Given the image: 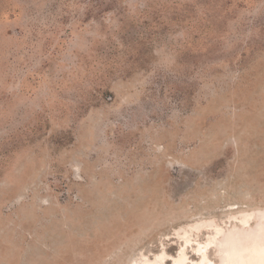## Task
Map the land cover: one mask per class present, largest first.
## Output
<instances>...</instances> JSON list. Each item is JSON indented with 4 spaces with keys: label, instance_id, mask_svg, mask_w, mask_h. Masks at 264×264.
I'll return each instance as SVG.
<instances>
[{
    "label": "rangeland",
    "instance_id": "1",
    "mask_svg": "<svg viewBox=\"0 0 264 264\" xmlns=\"http://www.w3.org/2000/svg\"><path fill=\"white\" fill-rule=\"evenodd\" d=\"M259 210L264 0H0V264H220Z\"/></svg>",
    "mask_w": 264,
    "mask_h": 264
},
{
    "label": "bare ground",
    "instance_id": "2",
    "mask_svg": "<svg viewBox=\"0 0 264 264\" xmlns=\"http://www.w3.org/2000/svg\"><path fill=\"white\" fill-rule=\"evenodd\" d=\"M257 214L258 215V219L257 220H259V223H258V226L256 227V229L254 230V229H249V230H247V229H245L243 226L244 225H247V221L248 220H250V219H248V217H250L251 215L253 216V214ZM248 213H246L245 214V212H244V216L243 217H241V219H240V222L239 223H237V225H236V223H235V227H237V226H239V228H238V230L234 233V235H240L239 236V238H234L235 240L234 241H231V240H227L228 238H226V234L224 235L225 236V239H224V237H222L224 240H223V245H225V249L222 251L223 252V254L221 255V263L220 264H231V262H232V264L234 263V264H243V262H244V260L246 259V257L248 256L247 255V253H246V255H245V253H243L242 252V250H243V248H244V246L246 247V246H252V248L255 246L254 245V243L253 242H259V240H264V238H262V239H259V237H257L256 235L258 234V232H260L261 231V235L262 234H264V210L263 211H258V212H252L251 214L249 213L248 215H247ZM246 215V216H245ZM248 219V220H247ZM248 224H249V222H248ZM241 227H243L242 229H241ZM219 231V230H218ZM239 231V232H238ZM242 233V234H238V233ZM252 232H255L256 234H253V235H255L254 237V239H252L253 241L252 242H250V244H246V242H244L246 239H249V237H247V235L250 233H252ZM218 233V232H217ZM222 234V233H221ZM223 235V234H222ZM252 235V234H251ZM261 235H259V236H261ZM250 237H252V236H250ZM262 237V236H261ZM264 237V236H263ZM233 238V237H232ZM253 238V237H252ZM211 239L212 238H210V241H211ZM189 240V238H186V241H188ZM208 240V239H207ZM213 240V239H212ZM250 240V239H249ZM262 240V241H263ZM262 241H260V242H262ZM222 242V241H221ZM211 243V242H210ZM245 243V245L243 246V244ZM248 243V242H247ZM257 245V244H256ZM258 245H262L261 243L259 244L258 243ZM257 245V246H258ZM200 247V246H199ZM203 247V246H202ZM223 247V246H222ZM227 247H229V248H227ZM231 247V248H230ZM264 246L262 245L261 247H258V249H261V248H263ZM231 249V250H230ZM199 251H201L202 252V250L201 249H198ZM181 252V251H180ZM227 254V253H232V257H231V254H230V256H229V254L226 256L225 255V253ZM182 253V252H181ZM204 255V253H202L201 254V257ZM246 256V257H245ZM159 257H160V255H159ZM183 257H184V254H182V255H180L178 258H175L174 259V261H175V263L176 264H182V261L184 260L183 259ZM158 258V257H157ZM146 259H148L147 257H146ZM206 259H207V257H206ZM153 260V259H152ZM160 260H161V258H160ZM202 260V259H201ZM205 260V259H204ZM154 262H155V260H153ZM208 261V260H207ZM210 261V260H209ZM208 261V262H209ZM231 261V262H230ZM234 261V262H233ZM133 262V261H132ZM158 262V261H157ZM157 262H156V264H157ZM203 262V261H202ZM148 263V262H147ZM142 264H143V262H142ZM153 264V263H152ZM155 264V263H154ZM160 264V263H159ZM207 264V263H206Z\"/></svg>",
    "mask_w": 264,
    "mask_h": 264
}]
</instances>
